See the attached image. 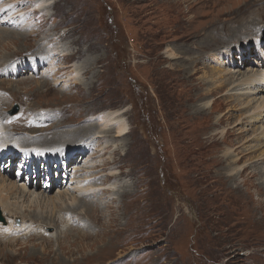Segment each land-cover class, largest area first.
I'll use <instances>...</instances> for the list:
<instances>
[{
    "label": "rangeland",
    "instance_id": "obj_1",
    "mask_svg": "<svg viewBox=\"0 0 264 264\" xmlns=\"http://www.w3.org/2000/svg\"><path fill=\"white\" fill-rule=\"evenodd\" d=\"M249 2L0 0V65L46 62L40 70L0 76L2 132H10L27 112L35 121L32 134L64 135L65 142L60 138L50 147L41 144H63L58 152L68 157L71 144L86 136L71 135L90 125L98 128L103 116L118 114L127 128L122 137L97 138L99 146L88 154L90 146L81 141L88 147L81 153L87 156L82 162L52 164L54 177L47 170L27 175L20 168L21 155L15 162L0 161V174L10 181L24 177L41 191L51 189L50 197L66 194L56 208L23 205L13 195L12 202L23 205L27 218L6 219L0 208L5 234L14 230L20 238L30 230L51 237V246L43 245L42 236L34 242L22 238V245H1L10 260L35 256L40 264H264V164L257 161L264 144L239 165L243 170L251 164L236 182L219 165L229 147L217 144L226 132H231L230 141L241 136L252 141L264 133V115L249 125L250 114L244 115L248 108L228 97L231 82L264 69L254 41L259 39L264 49V23L259 35L245 34L246 21L257 13L246 19L233 14ZM256 9L264 14V3ZM217 78L225 86L207 98L209 86L219 84ZM2 80L15 83L1 86ZM203 106L202 115H195ZM16 107L19 113L12 117ZM58 108L74 115L62 113L63 124L54 128L60 121ZM224 116L225 123L217 126ZM229 116L231 122L226 121ZM263 140L264 134L257 145ZM16 142L0 141L5 146ZM86 163L102 166L91 173V168L83 170ZM250 172L256 176L251 178ZM77 183L95 189L94 194H76ZM82 199L87 201L74 210L81 220H71L67 209ZM30 213L55 224L44 226L43 218L31 220Z\"/></svg>",
    "mask_w": 264,
    "mask_h": 264
},
{
    "label": "bare ground",
    "instance_id": "obj_2",
    "mask_svg": "<svg viewBox=\"0 0 264 264\" xmlns=\"http://www.w3.org/2000/svg\"><path fill=\"white\" fill-rule=\"evenodd\" d=\"M192 1L195 2L198 0H192ZM192 1L190 0L191 3H192ZM250 2L245 7L239 8L237 10L238 12H233V14H237L241 17L246 16L244 18V19H246L247 17L254 16L255 15L254 12H256L257 15L254 16L255 17L254 19L252 18L250 22L246 21L244 32H245V34L253 35L255 33L254 35H259V33L256 34V32L258 30V27H259L261 21H262V23H264L263 22L264 14L261 13L256 8H259V6L262 5V3H264V1L263 0H250ZM204 3H205V1H204ZM257 18H260V21H257L258 20ZM9 21H10V17H9L8 22ZM254 41L257 43L258 51H261V53H262L261 56L263 58L264 49L260 46L259 39H255ZM247 50H249V49L247 48ZM30 62H35L38 64V66L36 68H30V65L28 64ZM44 63H46V62H44L41 59H36L33 61L29 60L27 62L22 61V62L13 64L12 66H9L8 64L3 65V66L0 65V76H5L6 74H10V75L22 74V73L29 72L30 70L31 71L40 70V68H42L44 66L43 65ZM252 72H251V74H248V75L243 74L244 77L241 80H239V82H238V80L231 82L229 84L230 90L228 93V97L230 99V102L241 104L244 107V109L248 108V110L245 111L244 115L247 116L248 114H250L248 116H250L249 119L252 121L250 122L249 125L260 121V117H262V115H264V97L260 96L262 93H264V69L257 71V72H254V71H252ZM259 75H260V77L257 79V77ZM25 79H28V78H25ZM25 79H23V80H25ZM36 81H38V80H36ZM215 82L216 83L219 82V84L216 87H214L213 85L209 86V88L206 91V97L207 98H208V96L212 97V95L214 93H217V92L220 93L225 86L224 83L220 82V80L218 78L215 79ZM14 83L15 82H9V81L2 80L1 86L4 84H12L13 85ZM6 93H7V95L8 94L10 95L12 101L15 100L10 91L6 90ZM13 95H14V93H13ZM209 103H210V101L206 102L205 105H207ZM235 106H237V105H235ZM205 108H206V106L199 107L196 110L195 115H202ZM65 111L67 113H65L63 111V108H58V110H57L58 114L57 115H58L60 121L58 122V125L54 128H57L61 124H63V123H61V119H60L62 113L67 117H73V115H74L73 110H71V109L67 110L66 109ZM83 117H85V116H83ZM232 120H233V118L231 116L228 117V120L226 119L227 122H231ZM33 121L34 120L29 118L27 112H24L21 115L20 122L17 123V125H13V129L10 132L9 131L2 132V129H0V139H1L0 141H2V140L11 141L13 139H15L17 141L16 146H13L14 144H10V145L5 146V144L0 143V161H3L4 159L7 160V158H8L9 162H15V160L21 155L23 158L22 160H24V162H22L20 164V168L21 169L23 168V170H26L27 175L31 174L32 172H34V174H37L38 171H42V170L46 171L47 170V172H49L48 175H52L54 177L55 175H57V173L53 172V170L51 168L52 164L61 163V162H65V161H72L73 163H77L78 160L84 159V157L87 156L86 154H88L90 151H93L94 145L96 143H97L96 146H99L98 144H100V143H98L96 141L97 138H99V137L104 138L106 136H107L106 139H110V137L119 138V137H122L124 135V131L127 129L124 121L119 118L118 114H109V115L103 116L100 118V123L98 124L99 125L98 128L95 129L96 126L93 128L90 125L86 129L79 131L77 134L71 135V136H74V139L78 135H86V136H79V138H82V139H80L79 141L76 140V144H71L73 146L71 148L69 147L66 150L67 152L70 153L69 156L63 157L58 152V149L63 144L56 146V148H55V146L52 148H48V147L52 146L56 142L58 143V140L60 142V138L62 139V142H65L64 141V135L59 134L60 131H54V132L46 131L44 134L34 135L31 133V129L34 127V122H35V121L34 122ZM224 123H225V116L222 119H219L216 122V125L220 127ZM245 123H246V121L244 119L239 124L244 125ZM262 132H264V131H262ZM112 133H115V135L112 136ZM234 133L235 132H233L232 134L235 135ZM90 134H92V135H90ZM100 134H102V135L100 136ZM229 134H231V132H226L224 135L225 137L222 139V141L217 142V144L225 143L223 145H225L226 147H229L228 150H226L223 153L222 157L218 158V159H220L219 165L222 164L223 165L222 168L224 170H227L228 175H225L226 178L230 181L236 182V180H238L245 173H247L246 172L247 168L251 166V164H250L249 166H247V168L240 170L239 165L245 159H247L246 163H247V161H250L251 158H249V156L251 154H255L258 150L257 149L258 147H259V149L263 147L264 140L259 145H257V141L260 139V136L264 133H261L260 136L257 135L254 138V140L251 139L252 141H249L248 139H246L247 141H245V138L243 136L235 137L236 138L235 140L230 141L227 139V136ZM71 136H67L66 138H68L69 141H72L74 139H72ZM44 141L46 142L45 144H48V147L43 146V144H41ZM81 141H83V143H85L86 145L90 146L91 150L86 151V154L81 153V151H82V149H85V148L87 149L88 147L85 146L83 143L81 144ZM107 143H109V142H107ZM37 146L43 147V150L31 148V147H37ZM225 146L224 147L222 146V147L225 148ZM257 158H258L257 161L259 163L264 164V150H263V152L260 153V155L257 156ZM80 161L82 162V160H80ZM23 163H24V167L22 166ZM87 164L88 163H86L87 167H84L85 169H83V170L86 171V170H89L91 168V173H93V171H96V170L99 171V167L102 166V164H99L98 166L97 165L88 166L89 164L88 165ZM42 167H44V168L40 169ZM65 170H67L66 171L67 173L70 171L69 169H66V168H65ZM249 175H251V178L256 176L254 174V172H250ZM249 175H248V178H249ZM224 181H226V180H224ZM248 182H249V179H248ZM69 183H71V182H69ZM83 186H84V184H82V183L78 184L77 183V190H72V191L78 195L94 194L92 192H94L95 189L94 190L93 189H84V188H82ZM261 188L263 189L264 187L261 186ZM102 190L110 191V189H107V188H102ZM51 192H52L51 189H44L41 191L39 186L34 185V183H32V182L30 184H27L25 182L24 177H23V179H20L18 177V181L12 182L9 179L5 178L4 175L0 174V208L5 213L4 218H6V219L15 218V217H19V216L23 217V218H27V215H25V210L24 211L22 210L23 205L25 204V201L28 202L29 204H35L36 203V206L45 205L46 207L56 208V205L58 203H61L62 200H64V198L66 197V194L65 193L64 194L58 193L55 197H50L49 195H47V193H51ZM89 192H91V193L88 194ZM13 195H15V197H18L16 199H19V200L21 199L20 202H22L23 205L20 206V202H14V201L12 202V200L14 199V197H12ZM76 199L77 198L75 197L74 200H76ZM86 201L87 200H83V199L79 200L77 205L75 206V208H73L71 210L67 209L68 214H69L68 216L71 218V220H73V219L75 221L81 220V217L77 213H75L74 210L79 205H80L79 207H82V205H83L82 202H86ZM93 212H95V210H93ZM73 214H75L77 216V219L72 218V217H74ZM38 215L42 216V214H38ZM38 215L36 216L35 213H34V215H33V213H30L29 217L31 220L43 218V221L45 222L44 226H52L51 223L55 224L54 219L51 220L48 217H42L41 218V217H38ZM97 225H99V222H97ZM29 229H31L30 226H28L27 230H25V231H28ZM97 231H100V230L94 231V234ZM20 233H22V232H20ZM39 233L42 234L40 236H42L43 245L46 244V245L51 246V240H50L51 237L47 238L44 236L45 235L44 233H42V232H39ZM18 235L19 234L14 230L10 234H5V232L0 228V246L1 245L12 246L14 242H16V244L22 245L23 244L22 238H25L28 242L29 241L34 242V241L40 239L39 235H36V233L34 231H30V230L23 237L17 238V237H19ZM8 237H9V239H8ZM46 254H47V252H46ZM2 256L5 257V260L7 262H10V264H40V261L34 258L35 256L34 257L28 256V257L23 258V259L18 260V261H14L15 259L10 260V259H12L11 254H9L8 252L4 253V251L0 249V258ZM122 257H124V256H122ZM122 257H120V258H122ZM17 259H19V258H17ZM0 264H8V263H4L0 259ZM108 264H116V262L110 261V262H108Z\"/></svg>",
    "mask_w": 264,
    "mask_h": 264
},
{
    "label": "water",
    "instance_id": "obj_3",
    "mask_svg": "<svg viewBox=\"0 0 264 264\" xmlns=\"http://www.w3.org/2000/svg\"><path fill=\"white\" fill-rule=\"evenodd\" d=\"M18 113H19V108L16 107V108L14 109V111H12V112L10 113V115H11V116H15V115H17ZM0 221H2L1 213H0Z\"/></svg>",
    "mask_w": 264,
    "mask_h": 264
}]
</instances>
